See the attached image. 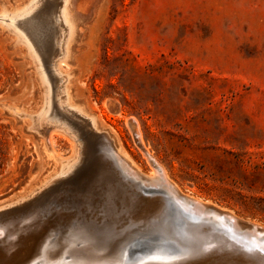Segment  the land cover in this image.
I'll use <instances>...</instances> for the list:
<instances>
[{"label": "rangeland", "instance_id": "obj_1", "mask_svg": "<svg viewBox=\"0 0 264 264\" xmlns=\"http://www.w3.org/2000/svg\"><path fill=\"white\" fill-rule=\"evenodd\" d=\"M27 1L0 0V12L14 13L27 5ZM53 2L40 0L33 11L35 15L32 12L24 20V28H27V34H33L30 33L29 37L34 38L32 43L43 59L44 68L53 78L52 82H57L54 83L56 86L53 84V114L56 113L58 117L62 113L60 119L80 132L76 133L81 141V163L74 167L76 171L72 170L62 177H53L48 185H44H47L45 188H39H42L40 192L34 190L24 202L0 215L1 224L4 221V225L11 223L13 226L7 224L9 229H17L20 224L26 223L32 228H28L31 231L27 229L19 232L13 250L3 247L8 245L10 237H5V243L0 242L3 252L0 264H9L10 257L18 251H21L19 261L25 260L33 252L26 253L29 248L27 246H33L35 239L29 240L26 245L19 238L32 234L39 236L44 228L54 225L53 228L61 230L57 238H61L64 231L74 223L83 224L91 231L98 230L109 235V248L105 253L118 251L121 246L118 242L126 239L127 224H132L130 219L133 216L138 217L134 222L141 223L143 216L147 219L157 214L156 210L160 212L164 208L167 211V204L170 205L171 201L167 200L164 193H156L155 196L153 192L148 193L146 189H151L149 186L131 177L113 162L106 147L103 149L100 132L93 131L85 121L56 104L59 83L52 72V63L59 57V46L56 43L59 25L52 12ZM76 6V11L80 12L77 35L71 43L70 57L62 62L63 71H74L68 83L72 101L82 103L87 110L99 115L101 127L115 128L123 148L143 169V180H147V175L156 165V158L180 192L202 199L209 203L208 207L214 205L230 210L242 224L252 221L263 226L264 0H77ZM49 44L53 49L48 47ZM34 63L25 44L21 43L12 29L0 22V67L10 72L8 76L11 79L4 90V85L0 84V97H6L16 104L14 112L20 115L16 119L0 111V125L6 130L9 141L7 160L0 174V199L17 193L29 194L56 172L59 163L56 158L60 156L65 159L74 154L75 145L69 134L55 130L46 123L38 129L31 127L43 101L42 84ZM46 125L49 128L44 132ZM51 135L54 137V150L48 154L47 137ZM116 166L121 169L118 167L119 171L116 170ZM103 168L108 175L101 170ZM117 172L121 173V177L125 176L123 178L126 181ZM120 182L130 184H119L121 187L127 186L119 187L121 191L118 190ZM88 184L94 188L91 189ZM130 187H134L133 190L136 188L135 194L138 191V197L133 190H128ZM123 188L127 196H124ZM100 189H106L105 193ZM99 191L100 195L97 194ZM86 192L89 199L84 195ZM93 194L94 197H91ZM125 197L128 201H125ZM157 197L161 198L151 203L153 205L150 204L151 209L141 210L148 200ZM100 201L111 203L105 202L101 206ZM67 203L73 209L69 210ZM116 204H119L118 207ZM63 207L64 210H61ZM85 207L87 212L92 209L95 212L87 214ZM48 208L53 212L49 213ZM119 208L123 211H119ZM57 209L61 211L58 212L59 217L56 215ZM30 211L36 219L30 218ZM81 212L83 215H80ZM38 213L42 215L41 219ZM102 216L105 222L101 221ZM116 216L117 219L113 220ZM23 217L28 218L26 223ZM107 218L115 222L111 223ZM7 219L10 221L5 224ZM22 219L24 223H21ZM240 249L247 254L243 248ZM230 251V247L216 250L213 254L209 250L207 252L211 253L195 262L250 264L247 256L244 259L240 252L231 254Z\"/></svg>", "mask_w": 264, "mask_h": 264}, {"label": "bare ground", "instance_id": "obj_2", "mask_svg": "<svg viewBox=\"0 0 264 264\" xmlns=\"http://www.w3.org/2000/svg\"><path fill=\"white\" fill-rule=\"evenodd\" d=\"M39 1L40 0H29V2L27 1L28 2L27 5H25L22 9H19L17 11L15 9L14 11H16V12H14V13H13V11L12 12H6V13L0 12V22H1V24L5 25V27H8V28L12 29L13 32L16 34V37L18 36V38L21 41V43L25 44V46L28 49V54L31 56V58L34 59V61H35L34 65L36 64L35 68H37L36 70H38L39 80H40V83L42 84L43 101H42L41 107L37 110V114L34 117V123H33V125L31 127H35V128L38 129V127L39 126L42 127V124H44V123H46L47 125H52V127L55 128V130L56 129L61 130V131L65 132V133H67V134H69L71 136L72 140L74 141V145H75L74 149L75 150H74V154L72 156L68 157V158L63 159L60 156L58 158H56V160L57 159L59 160L58 168H57L56 172H54L52 175H50L48 178H46L40 184L39 187L34 188L33 190L30 191L29 194L25 195L26 198L28 197V195H32L31 193L34 190H36V192H38L37 189L39 190L40 187L43 186L45 188L48 185L47 183L48 182L50 183V181L52 179H54L53 177L65 176V175L69 174L70 172H72V170L74 171L75 170L74 167L78 166V164L81 163V162L79 163L80 154H81V151H80L81 141H80V139H79V137L77 135V133L79 131L77 132V131L73 130L72 128H74V127L71 128V126H72L71 124H70L71 125L70 126V125H68L67 121L65 122L62 119H60V115L62 113L60 115H58V117L56 116V113L53 114V112H52L53 101H54L53 100V94L55 92V91H53V84L55 82L54 83L52 82L53 78L50 76L48 71L44 68V65L42 63L43 59L40 58V56H39V54H38V52L36 50V47L34 46L35 44L32 43V40L34 38L30 39V37H29V34L31 32L29 34H27L28 33L26 31L27 28L26 29L24 28V23H25L24 20L35 10V8L39 4ZM43 4H45V3H43ZM76 4H77V0H54L53 5H52L53 6L52 12L55 15L54 18H56L55 21L57 20L58 25H59V33H57L58 34V38H57V42H56V43H58V46H59V52L57 54V55H59V57L55 61L53 60L54 63H52V72L56 76L55 80L58 81V83H59V85L57 86V89H56V97H55L57 99L56 104H58L59 107L63 108L64 111L71 112L73 115L78 116L80 119L85 121L87 123L88 127L91 128L93 131L100 132V134H101L100 138L102 139V144L104 145L103 149L106 147L105 148L106 151L109 152L111 154V156L113 157V160H114L113 162L117 163L123 169V171L126 172L128 175H130L131 177H134L136 179H139L147 187L149 186L151 189H149V190L146 189L148 191V193H152L153 192V193H155L154 196L156 195V193H164L165 195H167V197H168L167 200L168 201L171 200L172 203H173V206L171 205V207H169L170 210H171V214H170V212L167 213V211H165L164 208H163V209L160 210V212H157V210H156L157 214L153 215L152 217H148L146 215L148 218L146 217L147 219H145V217L143 216V219H142L141 223L134 222V220L136 218H138L137 216H133V218L130 219L133 222H132V224L130 223V225L127 224V226H128L127 234L128 235L125 237L126 239L123 242H121V241L118 242V243L121 244L120 247H122L124 244H128L123 249L125 251V257H126V253L128 252V248L130 246H132V245H139L140 244L141 247L142 246H147V245H156L155 248L157 250H160L157 254H154V255H152L150 257H145V259L143 258L142 260H139L136 263L126 261L124 259L125 257L121 260V257H119L117 255V251H110V252L105 253L107 251V249L109 248V245H108L109 242L107 240V237L109 235L107 236L105 234H102L98 230L96 232L95 231H91L90 229H88L83 224L74 223V225L73 224L70 225L67 228V230L64 231V233L61 236V238L60 237L57 238V235H58L59 232L61 233V230L57 229V228H53L55 225L53 227H51L52 229L50 227L44 228L42 231H40L39 236H33V234H32V235H29L27 237H22V238L20 237L19 238L20 242L22 244L26 243V245H27V242H29V240L35 239L34 244H32L33 246H31V245L27 246V248L28 247L29 248L27 249L26 253H28L30 251H33V252L25 260H20L19 261V259L21 257L20 256L21 251H18V252L14 253L10 257V260L8 261L9 264H32L33 262L38 261V260H40L39 264H196L197 262H195V261H199L200 259L205 258L209 253L212 252L211 254H213V252L216 251V250L225 249V248H228V247H230L231 250H232V251H230L231 254L240 252L241 256H243L244 259L247 256L246 258H248L249 261H251L254 264H264V225L262 226V225H260L258 223L252 222V221H251V223L249 221L248 224H244V223L242 224L241 220L238 218V216L235 215L230 210L228 211L227 209L225 210L223 208H219L218 206L216 207L214 205H213V207H208L207 204L209 205V203L203 201L202 199L197 198V197H193V196H190V195H187L185 193L180 192L178 190L179 187L177 188V185L175 184V182H173L170 179L165 167L162 164H160L156 160V158H154V157H153L154 158V163L156 162V165L154 164L155 166L152 168L151 173H149L147 175V178H146L147 180H143L142 177H141L143 169L131 157V155L123 148V146L121 145V143H120V141H119V139L117 137V133H116L115 128H113V127H110V128L101 127L100 126L101 117L99 115H95L94 112L87 110V108L82 103H79V102H76V101L75 102L72 101V94L69 91L70 87H69L68 83L70 82L71 74L73 75L72 72H74V71H70V70L63 71L62 62L63 61H67L68 58L70 57V54H71V52H70L71 43L73 42V40L75 39V36L77 35L76 32H77L78 25H79L80 12L76 11V8H77ZM47 5H48V3H47ZM43 9L44 8H42V10ZM49 10H50V8H49ZM43 11H45V9ZM34 13L35 12H33V14ZM41 16H43V14ZM42 25H44V24H42ZM26 26L28 27V25H26ZM56 27H57V25L55 26V28ZM37 28H39V27H37ZM33 30H35V29H33ZM39 30H41V29H39ZM31 31H32V28H31ZM36 31H38V30H36ZM36 31H35V33H37ZM34 36L37 37V34H35ZM54 36H55V34H54ZM39 38H40V36H39ZM50 46L51 45L49 44L48 47L51 49L52 47H50ZM45 51H46V49H45ZM52 52H53V50H52ZM55 84H54V86H56ZM20 110H22V109H19V111ZM55 111H56V108H55ZM58 114H59V110H58ZM70 115L71 114H69V116ZM81 124H82V122H81ZM47 125L43 129L44 132H46L48 130V128H49V126H47ZM136 126H137V124H136ZM138 127H139V125H138ZM83 129H85V128H83ZM81 132H82V130H81ZM90 134H89V136H90ZM141 136H140V138H141ZM90 148H93V147L91 146ZM84 149H85V147H84ZM93 149H92V151H93ZM52 150H54V137L51 135V136L47 137L46 151L49 154V152L52 151ZM84 152H88V151H84ZM104 153H105V150H104ZM147 154H149V153L147 152ZM84 156H86V155L84 154ZM93 156H91V157H93ZM82 157H83V155H82ZM105 158H107V156ZM105 158H103V159L105 160ZM101 159H102V157H101ZM95 161H96V158H95L94 162ZM111 161H112V159H110L109 162H111ZM100 162H102V161H99V163ZM95 164H96V162H95ZM110 164H109V166L112 165V164L111 165ZM80 166H82V165H80ZM98 166H100V164ZM98 166H96V167H98ZM106 166H108V165H106ZM118 167L115 168V169L118 170ZM120 167H119V169H121ZM98 169H100V168H98ZM103 169H101V170L105 172V169L104 170ZM92 170H93V168H92ZM114 171H112V172H114ZM90 172H89V175H90ZM97 172H99V171H97ZM118 173H119V177H121L120 176L121 173L117 172V175H118ZM144 175H145V173H144ZM86 176H88V175H86ZM92 177H93V175H92ZM100 177H102V176H100ZM109 177H110V175H109ZM111 177H113V176H111ZM123 177L126 178L125 176H122L121 179L126 181V179H124ZM114 178H116V177H114ZM64 179H66V178H64ZM117 179H119V178H117ZM85 180H87V179H85ZM109 180L111 182V179H109ZM127 181H128V179H127ZM132 181H134V180H132ZM94 182H95V180H94ZM138 183L136 182V184H138ZM45 184H47V185L44 186ZM101 184H103V183H101ZM105 184L106 183H104V185ZM112 184H113V182H112ZM119 184L122 185L124 183L123 182L122 183L121 182L118 183V190L123 191L121 188L124 187L125 184L127 186H129L130 182H129V184H127V182H126L122 187ZM107 185H109L108 182H107ZM88 186H90V185L88 184ZM94 186L96 187V185H94ZM97 187H99V186H97ZM119 187H121V188H119ZM126 187H124V188H126ZM131 187L128 190H133L134 189V187H133V189H131ZM90 188H91V186H90ZM93 188H91V189H93ZM137 188H139V187H137ZM106 189H104V190L106 191ZM40 190H39V192H40ZM100 190H103V189H100ZM135 190H136V188H135ZM135 190H133L134 191V195H136L138 193V191H136L137 193L135 194ZM94 191H97V189L94 190ZM105 191H104V193H105ZM108 191H107V193H108ZM110 191H111V189H110ZM100 192L101 191H99L97 194H99ZM58 193L56 192V194H58ZM117 193H118V191H117ZM124 193H125V189H124ZM143 194L147 195L145 193H143ZM143 194H141V195H143ZM59 195L61 196V194H59ZM59 195H57L56 197H60ZM84 195H86V197L89 196L88 193L84 194ZM118 195L120 196L119 193H118ZM102 196L100 198H103ZM105 196L107 197V195H105ZM105 196H104V198H106ZM115 196L116 195H114V197ZM119 196H118V199H120ZM124 196H127L126 193L124 194ZM30 197H33V196H30ZM91 197H94V194H93V196L91 195ZM87 198L89 199V197H87ZM130 198H132V197H130ZM134 198H136V197L134 196ZM140 198H142V197H140ZM149 198H151V197H149ZM160 198L161 197H157V198H155L153 200H150V201L148 200V202L145 203L146 206H143L141 208V210L143 211V210L148 209V208L151 209V205H153L151 203H153L154 201H159ZM109 199L111 200L112 198L110 197ZM127 199L128 198L125 197V201H128ZM121 200H124V199H121ZM138 200H136V201H138ZM115 201H116V198H115ZM66 202H68V201H66ZM100 202H101V206L105 202L108 203V201H105L104 203L102 201H100ZM163 202H164V200H163ZM85 203H83V205ZM87 203H88V201H87ZM110 203H108V204H110ZM160 203H161V201H160ZM64 204H66V203H64ZM108 204H106V205H108ZM112 204H114V203H112ZM118 205H117V207H118ZM176 205H178L180 207L177 208V207H175ZM67 206L69 207L70 205L68 204ZM114 206H115V204H114ZM51 207H53V206H51ZM86 207L84 209V210H86L85 212L87 214L88 213L89 214L92 213L93 209H92L91 212H90V210H89V212H87ZM160 207H162V205H160ZM50 208H48V210ZM109 208H111V207H109ZM120 208H123V207L120 206ZM120 208L118 209L119 211H121ZM38 209H40V208H38ZM70 209H73V208L69 207V210ZM125 209H127V207ZM35 210L36 209H34V211ZM57 210H56L57 214L55 213L56 215L59 214L58 212H61L60 210H58V211ZM61 210H64V207ZM107 210H109V209H107ZM113 210H114V208H113ZM113 210L111 209V211H113ZM118 210H116V211H118ZM128 210H130V209H128ZM131 210H132V207H131ZM133 210H135V209H133ZM32 211H30V213H29V215L31 216L30 218H33L32 217L33 215L31 214ZM51 211L49 210V213ZM66 211H68V208H66ZM76 211H78V210H76ZM122 211H123V209H122ZM130 211H128V212L130 213ZM79 212H77V213H79ZM93 212H95V211H93ZM133 213H134V211H133ZM42 214L44 215V212ZM55 214H54V216H55ZM60 214L62 215V213H60ZM36 215H35V217H36ZM47 215H51V214H47ZM80 215H83V213L80 214ZM110 215H111V213H110ZM10 216L11 215H9V217ZM37 216H39V213H38ZM40 216H42V215L40 214ZM118 216H119V214H118ZM125 216H127V215H125ZM58 217H59V215H58ZM77 217H79V216L77 215ZM84 217L87 218L86 216H83V218ZM95 217H97V216H95ZM100 217H101V215H100ZM108 218H107V220L108 221L110 220L111 223L115 222V221L112 222V219H108ZM110 218H112V216H110ZM129 218H130V216H129ZM170 218L171 219L173 218L175 220L173 224L176 225V228L173 229V230H171V222L169 220ZM182 218H185L184 219L185 220V224L181 221ZM2 219L3 218H1V220ZM14 219L15 218H13V221H14ZM26 219L28 220L27 217H26ZM26 219L24 220L25 223L27 222ZM33 219H36V218H33ZM33 219H31V220H33ZM39 219H41V217ZM103 219H104V217L101 219V221ZM116 219H117V216L113 220H116ZM105 220H103V222H105ZM119 220H120V218H119ZM7 221H8V219L5 221V224L7 223ZM11 221H12V219H11ZM16 221H17V219H16ZM21 221H22L21 223H24L23 219ZM46 222L47 221L45 220V223ZM71 222H72V220H71ZM117 222L119 223L118 220H117ZM125 222H126V220H125ZM40 223L43 224V221H41ZM40 223H38V225ZM55 223H56V221H55ZM95 223H96V220H95ZM99 223L101 225V222H99ZM122 223H120V224H122ZM7 224H9V223H7ZM7 224L4 225V221H3V224L0 223V242L5 243L7 241L5 237H10V238H8L9 240L7 241L8 245H6V246L4 245L3 246L4 248H6L8 250V249H10V248H12L13 246L16 245L15 241H16V237L19 235V232L26 231L28 228H30L32 230V228H31L30 225H28L26 223V225L25 224H23V225L20 224V226L17 229H13V228L9 229V228H7ZM114 224H116V223H114ZM123 225H125V224L123 223ZM8 226L9 227L10 226L13 227L11 225V223ZM117 226L121 227V225H117ZM129 228H132V229H129ZM11 229H13V230H11ZM30 229H28L27 231H29ZM33 229H36V228H33ZM25 234H26V232H25ZM163 241H172L177 246L178 249L176 251H173L172 248L168 246L169 244H165ZM2 243H0V244H2ZM145 244H147V245H145ZM171 246H172V244H171ZM240 247L243 248L246 251L247 254L241 252L242 249H240ZM13 249L14 248H12V250ZM143 249H145V247H142V248H140L138 250H133V251L135 253L136 252L138 253V252H140ZM38 250H41L40 251V256L37 257V258H34L37 255ZM209 250L211 252H207ZM162 251H164V252H162ZM221 252H223V251H221ZM2 253H3L2 249H0V256L2 255ZM203 253H204V255H203ZM194 257H197V258L195 260L191 261L190 259H192ZM188 260H190V261H188ZM246 262H248V261H246ZM251 262H250V264H252Z\"/></svg>", "mask_w": 264, "mask_h": 264}, {"label": "water", "instance_id": "obj_3", "mask_svg": "<svg viewBox=\"0 0 264 264\" xmlns=\"http://www.w3.org/2000/svg\"><path fill=\"white\" fill-rule=\"evenodd\" d=\"M15 106H17V105L14 104L11 100L7 99L6 97H0V111H2L3 113H5L7 115L15 116L16 119H19L20 115H18L14 112ZM25 198H26V196L24 194H21V193L14 194L13 196H10V197L1 198L0 199V215L6 213L8 210H11V209L15 208L16 206H18L19 204H21L22 202H24ZM170 205L173 206L172 201H170ZM170 205L167 204V208H168L167 213L170 212V214H171V210L169 208V207H171ZM175 207L179 208L180 206L176 205ZM184 219L185 218H182L181 221L185 224ZM169 220L171 222V230L175 229L176 225L173 224L175 220L173 218L172 219L170 218ZM163 242L165 244H169L168 246L171 247L173 251H176L178 249L177 246L172 241H163ZM171 244H172V246H171ZM127 245L128 244H124L117 251V255L119 257H121V260L125 257V251L123 249ZM145 245H147V244H145ZM142 247H145V249L141 250L138 253L137 252L135 253L133 251V250H138ZM142 247L140 246V244L130 246L128 248V252L126 253V257L124 259L126 261L136 263L139 260H142L143 258L145 259V257H150L154 254H157L160 251V250H157L155 248L156 245H147V246H142ZM40 251L41 250H38L37 257L40 256ZM162 252H164V251H162ZM39 262H40V260L35 261L33 264H39Z\"/></svg>", "mask_w": 264, "mask_h": 264}, {"label": "trees", "instance_id": "obj_4", "mask_svg": "<svg viewBox=\"0 0 264 264\" xmlns=\"http://www.w3.org/2000/svg\"><path fill=\"white\" fill-rule=\"evenodd\" d=\"M9 73L10 72L7 69L3 71L2 68L0 67V84L2 83L4 85L2 90H4L10 84L11 79L8 76ZM8 151H9L8 134L6 130L3 129V127L0 125V174L4 169L5 162L7 160Z\"/></svg>", "mask_w": 264, "mask_h": 264}]
</instances>
